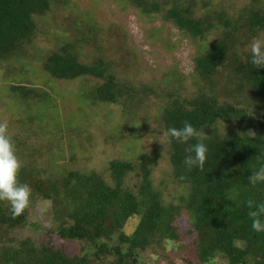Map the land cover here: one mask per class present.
I'll return each instance as SVG.
<instances>
[{"label": "trees", "instance_id": "trees-1", "mask_svg": "<svg viewBox=\"0 0 264 264\" xmlns=\"http://www.w3.org/2000/svg\"><path fill=\"white\" fill-rule=\"evenodd\" d=\"M121 1L151 21L160 16L195 44L190 75L198 86L195 93L180 94L188 76L175 65L157 86H136L117 77L131 67L124 54V32L88 21L68 24L65 31L71 34L49 48L41 70L52 80L81 79L89 84L81 97L90 104L121 105L122 117L133 124L139 117L142 123L154 121L165 132L171 180L185 191L177 204L165 200L152 179L156 155L149 153H142L136 163L110 161L107 176L66 168L49 177L41 175L44 170L23 166L18 180L33 195L51 201L55 224L47 231L48 241L18 238L14 232L26 226L28 208L12 218L9 204L0 201V264H147L145 254L152 264H264V232L251 226L254 215L264 221V182L249 183V176L264 168V67L251 64L245 46L264 31V0H249L233 14L196 0ZM61 2L0 0V69L10 80L8 91L14 94L10 97L21 103L52 98L41 86L18 79L22 68L13 62L34 45L36 34L45 33L40 22L51 13L53 3ZM74 17L72 12L68 19ZM111 30L112 35L106 33ZM165 40L169 49L175 47ZM107 47L116 54L106 55ZM79 49L95 55L93 62L82 61ZM151 96L159 101L153 112L150 108L156 102ZM51 102L40 114L26 112L25 119L37 120L39 126L51 107L56 108ZM185 122L198 132L186 143L170 135ZM56 123L60 124L58 119ZM198 140L207 145L206 161L202 168L189 170L184 159ZM132 174L137 180L130 186ZM183 214L192 241L186 258L176 261L167 250L183 237L179 232ZM132 218L137 221L127 230Z\"/></svg>", "mask_w": 264, "mask_h": 264}, {"label": "rangeland", "instance_id": "rangeland-1", "mask_svg": "<svg viewBox=\"0 0 264 264\" xmlns=\"http://www.w3.org/2000/svg\"><path fill=\"white\" fill-rule=\"evenodd\" d=\"M196 1L198 4L206 3L211 9L228 14H233L243 4L249 2V0ZM51 8V13L39 24V28H44L45 33L36 34L33 43L35 46L29 45L26 54L13 62L15 66L22 68V71L17 72L18 79L30 80L38 87L41 86L57 105L55 109L51 107L49 116H46L39 126L37 120L30 119V122L25 119V113H33V116L42 113L46 105L52 103L51 99L25 104L10 97L14 96L8 91L10 80L0 69V121H6L8 124L7 132L12 138L21 167L31 165L36 167V170H44L41 175L49 177L57 176L66 168L95 171L107 176L108 163L114 159L136 163L142 153L154 154L156 155L152 167L154 185L164 191L165 200L177 204L181 191L184 193L185 189L171 180V168L164 146L165 132L158 130L152 120L142 123L139 117L133 124L123 118L121 105L90 104L89 100L81 97L87 89L86 85L89 84H84L81 79L52 80L41 70V64L49 48L71 34L65 31V28L71 26L69 23L75 25L78 22L79 25H83L87 21L93 22L103 29L111 28L124 32L123 49L131 67L127 73L116 74L117 77L126 78L136 86L141 83L157 86L164 72L175 65L188 76L180 94L191 96L198 88L190 77L194 68L193 56L197 51L195 44L183 37L177 28L160 16L151 21L136 8L124 5L121 0H62L57 5L53 3ZM205 9L202 7V10ZM72 12L76 17L70 20L68 17ZM79 12H82L81 17L78 16ZM43 22L47 25H42ZM112 30L106 33L111 34ZM165 39L174 42L175 47L169 49L165 46L163 43ZM255 39L264 40V31ZM252 41L245 45L247 50H250ZM86 52L78 50L80 59L90 64L95 55L90 53L88 56L87 49ZM115 54L107 47L106 55ZM171 72L169 71L165 77L167 81ZM151 99L156 102L150 108L153 112L159 101L153 96ZM21 108L24 111H20ZM57 119L59 125L56 123ZM50 123L55 125H49ZM47 125L48 127H45ZM161 147L163 148L160 151ZM136 180L132 174L128 184L133 186ZM30 201L27 224L15 231L14 235L18 238L29 237L34 242L48 241L47 231L53 229L55 224L51 201L39 198L32 192ZM136 221V218L129 220L127 230H131ZM179 228L183 237L171 244L167 250V254L176 261L186 258L187 249L192 241V235L187 233L190 226L186 214L180 217ZM54 243L60 244V240L55 238ZM71 246L75 248L76 244ZM144 257L145 263L152 264L148 254Z\"/></svg>", "mask_w": 264, "mask_h": 264}, {"label": "clouds", "instance_id": "clouds-1", "mask_svg": "<svg viewBox=\"0 0 264 264\" xmlns=\"http://www.w3.org/2000/svg\"><path fill=\"white\" fill-rule=\"evenodd\" d=\"M250 62L256 68L264 67V40L254 39L252 41L250 45ZM7 129V122L0 121V201L8 202L10 214L12 218H16L30 206L31 189L27 184L18 180L21 163ZM170 135L186 143L196 138L198 132L190 122H185L182 129H172ZM207 152V145L202 140H198L197 143L191 146L192 154L185 157L184 165L189 170L194 167L202 168L206 161ZM258 182H264V168L249 176L250 184L255 185ZM253 203V201H248V207H253ZM251 226L256 232H264V221L255 217V215Z\"/></svg>", "mask_w": 264, "mask_h": 264}]
</instances>
